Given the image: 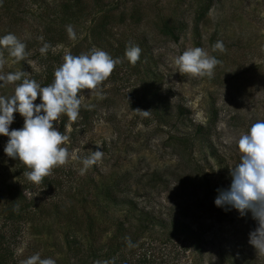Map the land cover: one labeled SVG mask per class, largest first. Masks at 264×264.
<instances>
[{"label":"rangeland","instance_id":"obj_1","mask_svg":"<svg viewBox=\"0 0 264 264\" xmlns=\"http://www.w3.org/2000/svg\"><path fill=\"white\" fill-rule=\"evenodd\" d=\"M71 1L0 0V37L15 34L27 52L25 60L16 61L0 48L4 74L22 70L43 87L52 83L67 53L95 47L122 60L101 85L103 99L88 90L80 93L74 126L69 120L63 126L60 119L54 122L69 137L62 145L70 153L67 163L50 174L64 181L61 188L28 181L23 175L28 169L4 153L8 137L0 135V247L8 252V264L36 253L56 264H264L248 242L258 226L251 213L241 216L214 203L217 190L230 186L229 168L239 163L236 140L264 119V0ZM64 3L71 8H58ZM164 21L174 26L177 38L160 30ZM66 25L73 26L75 40ZM217 41L223 52L213 50ZM44 42L53 46L46 55L39 51ZM130 45L141 49L134 65L125 57ZM194 47L221 61L211 78L179 73L176 57ZM21 82L0 87V95L11 96ZM40 102L38 97L34 103ZM89 104L94 108L88 110ZM136 109L150 114L144 117ZM23 124L14 113L9 130ZM196 125L206 127L207 137L184 138ZM97 145L103 158L81 175L82 158ZM80 183L89 185L96 203L80 201ZM111 185L117 201L131 198L165 222H186L200 235V251L182 234L170 238L165 227L154 226L139 233L134 247L122 245L109 255L116 221L128 211L103 196ZM13 198L23 207L20 220L8 216Z\"/></svg>","mask_w":264,"mask_h":264},{"label":"clouds","instance_id":"obj_2","mask_svg":"<svg viewBox=\"0 0 264 264\" xmlns=\"http://www.w3.org/2000/svg\"><path fill=\"white\" fill-rule=\"evenodd\" d=\"M66 32L69 39H76L72 25H66ZM38 39L44 40L42 36ZM52 47L44 42L39 51L46 55ZM0 48H6L16 61H23L27 56L26 44L12 33L0 37ZM213 50L223 52V42L217 41ZM140 54L139 46H126L125 57L133 65L140 59ZM120 63V58L113 59L109 53L95 47L79 55L67 53L62 63L54 69L52 83L43 87L35 79H30L28 72H0V87L22 81L16 85L11 96L0 95V135L8 137L4 153L9 158L18 159L28 169L23 171L28 181L39 184L55 167L67 163L70 153L62 145L69 137L54 127V122L62 115H66L70 122L79 118L82 105L80 93L84 90L103 99L101 85ZM220 63V60L210 56L200 47L188 48L175 59L181 75L209 78ZM4 64L5 59L0 52V69H3ZM38 97L41 102L36 104L34 102ZM85 107L91 110L94 105ZM134 111L144 117L150 114V111L141 109ZM17 112L24 118L23 127L10 131L14 113ZM236 144L240 154L239 163L229 168L230 186L217 190L218 195L214 203L225 210L235 209L241 216L251 213L258 226L249 233L248 242L257 255L264 256V119L253 123L247 132L239 136ZM100 148L102 146L97 145V150H92L90 155L82 158L81 175L103 158L104 153ZM125 240L129 248L135 246L130 238L125 237ZM21 264H56V261L52 258H42L36 253L22 260ZM94 264L110 262L95 261Z\"/></svg>","mask_w":264,"mask_h":264},{"label":"trees","instance_id":"obj_3","mask_svg":"<svg viewBox=\"0 0 264 264\" xmlns=\"http://www.w3.org/2000/svg\"><path fill=\"white\" fill-rule=\"evenodd\" d=\"M72 4H78V0H72L71 1ZM71 4V5H72ZM70 4H59L58 8H62L64 11H67L69 8H71ZM56 6H58L56 4ZM174 26L173 25H169L167 24V22L164 21V23H162L161 25V31L164 34H168L172 37L177 38V35H175V33L173 32ZM154 110H157V117L159 118V120H161L162 122L165 121V118L160 114V106L159 104L154 105ZM178 111V116L180 115V107L177 108ZM182 114V113H181ZM86 113L83 112V117L86 118ZM177 114L174 115V120L173 122H175L177 120ZM68 117L66 115H62L60 117L59 123L60 125H66L68 123ZM73 126L75 125L74 122H70ZM184 138H188V137H192L194 138H198L200 141L201 139H205V137H207V131H206V127L205 126H201V125H196L193 127L191 133H185V135H183ZM205 144H209V143H205ZM210 156L214 159L217 158L216 155L214 154H210ZM20 170V168H19ZM51 175L46 176L43 181L41 182V184H44L47 187H52L53 189L55 188H61L63 186V182L60 178L58 177H50ZM71 183V182H70ZM81 184V183H80ZM86 190L85 192L82 193V187ZM79 187V188H78ZM77 187L78 192L80 193V197H78L80 199L81 202L83 203H88V204H94L95 202V197L91 196L89 194V185L88 184H81ZM116 186L111 185V187H106V189L104 191H102L103 196L109 200L113 201V204H124L127 206L128 211L130 210L129 213H127V209L124 213V217L121 218L120 220L116 221V232L114 231V233L111 235V239L116 240V242L114 243L113 247H110L108 250V254L109 255H113L114 253H116L119 250V247L122 245L127 246L126 241L121 242L118 240H124L125 237H128L131 239L132 244H135L137 242H139V239H141V235L139 233L145 232V231H152L154 226H158V227H165L166 230L169 233L168 237H174L175 235H179L182 234L183 237L189 241H191V244H193L194 248L196 249V251H200V235L198 233H196V231H193L192 228H190V226L183 221H179L178 219H170L167 222H165L162 217L156 215L155 213H153L151 210L148 209H143V208H139L136 204L135 201L128 199L126 200L125 198L123 199H119L117 201L116 199V195L114 196V189ZM18 199H21L22 201H24V204L28 206V203H26L25 199L26 197H24L23 195H19L17 196ZM13 198L12 201H14L13 203V208H10L9 210V218L12 220H20L22 219V214L24 212H22L23 207L20 206H15L16 204V200ZM23 204V206H24ZM106 206V205H105ZM106 208V207H105ZM134 222V224H133ZM135 227L133 230L129 229L130 227ZM138 232V235L136 234ZM3 241H0V244H2ZM201 243H202V238H201ZM3 248V247H2ZM1 249V247H0ZM3 250V253H0V264H8V260H7V251L3 248L1 249ZM92 255L95 254L96 251H92ZM95 258H97L96 255H94ZM117 264V263H115Z\"/></svg>","mask_w":264,"mask_h":264}]
</instances>
